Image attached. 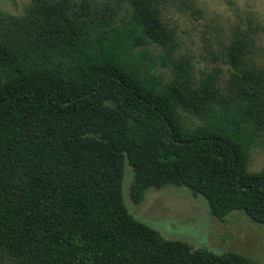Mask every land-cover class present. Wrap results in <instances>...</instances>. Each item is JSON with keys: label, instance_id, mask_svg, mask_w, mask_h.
I'll list each match as a JSON object with an SVG mask.
<instances>
[{"label": "trees", "instance_id": "1", "mask_svg": "<svg viewBox=\"0 0 264 264\" xmlns=\"http://www.w3.org/2000/svg\"><path fill=\"white\" fill-rule=\"evenodd\" d=\"M162 3L29 0L20 15L0 12V264H252L169 241L123 203L128 165L134 204L184 186L215 218L264 224V168L248 171L264 69L238 42L225 86L197 82L189 59L171 56Z\"/></svg>", "mask_w": 264, "mask_h": 264}, {"label": "rangeland", "instance_id": "2", "mask_svg": "<svg viewBox=\"0 0 264 264\" xmlns=\"http://www.w3.org/2000/svg\"><path fill=\"white\" fill-rule=\"evenodd\" d=\"M29 0H0V12L20 15ZM162 20L174 32L177 60L184 57L192 65L194 79L209 76L225 86L232 66L227 61L229 48L244 45V58L249 68L264 69V0H163ZM156 52L163 53L160 49ZM159 73L168 80L169 69ZM190 123L199 121L191 116ZM264 168V135L259 136L249 151L248 171ZM133 181L126 165L122 183V200L128 212L169 240L186 244L192 250L215 254L234 253L252 264H264V224L235 211L224 219L215 218L206 200L193 195L184 186L150 188L143 200L134 204L129 197Z\"/></svg>", "mask_w": 264, "mask_h": 264}]
</instances>
